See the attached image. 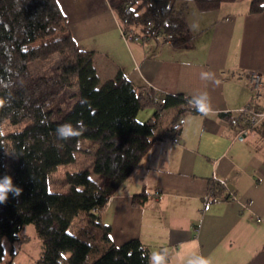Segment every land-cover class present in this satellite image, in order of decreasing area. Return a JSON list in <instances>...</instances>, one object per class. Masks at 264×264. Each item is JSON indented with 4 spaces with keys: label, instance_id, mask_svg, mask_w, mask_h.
<instances>
[{
    "label": "trees",
    "instance_id": "obj_1",
    "mask_svg": "<svg viewBox=\"0 0 264 264\" xmlns=\"http://www.w3.org/2000/svg\"><path fill=\"white\" fill-rule=\"evenodd\" d=\"M194 1L208 11L235 0ZM110 3L127 39L138 36L135 41L143 45L156 40L182 46L194 38L184 14L189 0ZM262 11L264 0H251L249 12ZM54 57L60 62L52 71L32 70L33 63ZM66 93L68 107L54 109ZM190 100L136 85L123 71L102 80L94 52L77 44L57 0H0V177L11 175L22 188L19 196L10 193L0 203V264H12L4 239H21L19 233L29 223L35 225L43 246L33 264H149L150 247L140 238L120 245L113 242L102 211L123 181L141 166L156 138L179 132L183 115L197 112ZM148 107L155 109L153 116L139 120L138 113ZM173 107L179 110L167 128L166 116ZM223 115L229 121L237 116L231 110ZM6 121L23 123V127L5 131ZM65 122L74 128L82 123L80 134L58 138L55 130ZM255 128L264 133V122ZM81 153L93 156V171L101 180L94 179L89 168L55 177L61 165L76 162ZM62 180L66 190L49 189L50 183ZM223 187L222 181H214L212 200L218 199L216 190ZM146 198L145 192L136 193L133 204L140 205ZM77 218L80 222L71 231Z\"/></svg>",
    "mask_w": 264,
    "mask_h": 264
},
{
    "label": "crops",
    "instance_id": "obj_2",
    "mask_svg": "<svg viewBox=\"0 0 264 264\" xmlns=\"http://www.w3.org/2000/svg\"><path fill=\"white\" fill-rule=\"evenodd\" d=\"M57 1L77 44L94 52L102 80L123 71L161 92L208 94L207 113L188 112L179 132L156 138L109 200L102 219L113 242L140 238L151 252L166 248L165 264H185L192 254L210 264H264V133L239 135L223 115L251 102L249 71L264 76V11L249 12L251 0L223 2L217 9L225 12L203 29L187 18L194 38L185 45H143L123 35L110 0ZM205 71L211 78L201 77ZM178 110L170 109L165 127ZM216 180L224 187L212 200ZM140 192L147 198L135 205Z\"/></svg>",
    "mask_w": 264,
    "mask_h": 264
},
{
    "label": "rangeland",
    "instance_id": "obj_3",
    "mask_svg": "<svg viewBox=\"0 0 264 264\" xmlns=\"http://www.w3.org/2000/svg\"><path fill=\"white\" fill-rule=\"evenodd\" d=\"M219 10H222V13H224V10L226 9L225 7H223V9L204 11L198 8L194 0H189L188 7L186 8L184 14L186 18H188V20L191 22L193 30L197 31L198 29H203V27L209 25V23L211 22V16H213L214 14H220L221 11ZM59 62L60 58L57 57L55 59L54 57L51 60L45 62L37 61L36 63H33L31 67L32 70L36 72H50ZM68 98V93L60 97L55 104L54 109H56L60 105L62 107H68L70 103V100ZM154 110V108H146L141 110L138 119L141 121L146 120L149 116L153 115ZM22 127L23 123L11 124L8 121L4 123L5 131L17 130L21 129ZM79 168H89L91 170V176L94 179L101 180V176L93 171V156L87 153L79 154L77 161L70 165H61L56 171L55 177L62 179L67 171ZM67 187L68 185L63 182V180L59 181L58 183H50L49 185V189L51 191L66 190ZM79 222L80 221L78 218L75 219L70 227V230H75ZM19 235L21 239L15 242L10 241L8 238L4 239L6 257L11 260L12 264H33L37 262L42 254L43 246L41 239L37 235L35 225L33 223L26 224L20 231ZM12 250L15 251L14 254L12 253Z\"/></svg>",
    "mask_w": 264,
    "mask_h": 264
},
{
    "label": "clouds",
    "instance_id": "obj_4",
    "mask_svg": "<svg viewBox=\"0 0 264 264\" xmlns=\"http://www.w3.org/2000/svg\"><path fill=\"white\" fill-rule=\"evenodd\" d=\"M211 76L212 73L207 71L201 73L202 78L207 79L211 78ZM189 102L192 103L195 109L199 112L207 113L209 109L207 92H202L199 95L193 96ZM82 127L83 124L80 122H77V127L75 128L71 122H65L61 125H58L55 131L58 138L67 140L73 136L79 135L80 133L78 128ZM21 192L22 188L14 183V179L11 175L6 174L0 177V203L6 202L10 193L12 195L19 196ZM166 254V248L162 251L150 252L148 255L149 264H165ZM185 264H210V261L208 258L202 255L192 254L186 260Z\"/></svg>",
    "mask_w": 264,
    "mask_h": 264
},
{
    "label": "built area",
    "instance_id": "obj_5",
    "mask_svg": "<svg viewBox=\"0 0 264 264\" xmlns=\"http://www.w3.org/2000/svg\"><path fill=\"white\" fill-rule=\"evenodd\" d=\"M135 39H138V36H135ZM247 75L251 83L252 100L246 106L239 108L235 112L237 116L230 121L239 135L245 134L264 122V105L260 109H255L257 100L264 97V76L257 71H249ZM164 101L162 99V102Z\"/></svg>",
    "mask_w": 264,
    "mask_h": 264
}]
</instances>
